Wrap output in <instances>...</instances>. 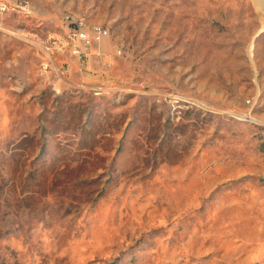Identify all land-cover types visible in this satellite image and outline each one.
Returning <instances> with one entry per match:
<instances>
[{"label":"rangeland","instance_id":"1","mask_svg":"<svg viewBox=\"0 0 264 264\" xmlns=\"http://www.w3.org/2000/svg\"><path fill=\"white\" fill-rule=\"evenodd\" d=\"M0 24V264H264V0H27ZM68 13L109 33L42 66Z\"/></svg>","mask_w":264,"mask_h":264},{"label":"built area","instance_id":"2","mask_svg":"<svg viewBox=\"0 0 264 264\" xmlns=\"http://www.w3.org/2000/svg\"><path fill=\"white\" fill-rule=\"evenodd\" d=\"M25 11H32L31 3L26 0H0V24L5 15H25ZM63 25L64 31H49L40 42L42 66L46 70L51 69L58 53H70L81 63L90 64L93 44L100 43L109 33L103 25L94 27L92 33L88 32L85 19L74 18L71 13L64 16Z\"/></svg>","mask_w":264,"mask_h":264},{"label":"bare ground","instance_id":"3","mask_svg":"<svg viewBox=\"0 0 264 264\" xmlns=\"http://www.w3.org/2000/svg\"><path fill=\"white\" fill-rule=\"evenodd\" d=\"M26 2H29L26 0ZM32 11H25V16H29L31 14ZM75 18V17H74Z\"/></svg>","mask_w":264,"mask_h":264}]
</instances>
